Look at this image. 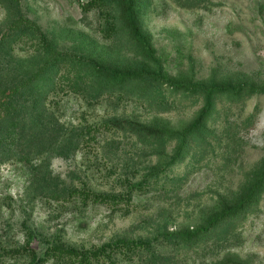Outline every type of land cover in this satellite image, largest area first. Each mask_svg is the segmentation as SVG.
<instances>
[{
    "label": "rangeland",
    "instance_id": "374dc122",
    "mask_svg": "<svg viewBox=\"0 0 264 264\" xmlns=\"http://www.w3.org/2000/svg\"><path fill=\"white\" fill-rule=\"evenodd\" d=\"M105 4L111 34L96 8L84 13L76 0H0V89L11 103L0 114V251L23 244L25 222L78 248L145 237L170 264H264V0ZM129 4L142 38L126 19ZM19 15L65 59L38 52L30 33L14 37ZM99 65L156 72L203 92L189 99L165 81L159 103L142 79L119 81ZM54 81L64 84L57 103ZM211 87L227 91L207 97ZM104 122L81 142L85 124ZM143 176L148 189L115 206L72 194L124 192ZM232 207L185 246L163 235L203 227ZM31 245L44 247L36 237ZM26 260L0 252V264Z\"/></svg>",
    "mask_w": 264,
    "mask_h": 264
},
{
    "label": "trees",
    "instance_id": "16d2710c",
    "mask_svg": "<svg viewBox=\"0 0 264 264\" xmlns=\"http://www.w3.org/2000/svg\"><path fill=\"white\" fill-rule=\"evenodd\" d=\"M80 9L87 13L91 9L96 8L99 15L106 22L105 32L111 34L115 30V21L113 15L106 7L105 0H76ZM126 19L134 30V33L142 38L137 24L135 22V15L131 8V4L126 9ZM16 32L12 34L14 37L22 38L25 34L30 33L31 38L37 39L35 41V49L38 52L46 51L48 56H59V59H65L66 52H59L51 47L48 43L45 34L40 30L39 26L31 19H28L22 15L18 16V19L13 24ZM13 28V29H14ZM19 34V36H18ZM2 50L8 51L7 48L1 47ZM67 59V58H66ZM56 61V59L54 58ZM76 71L78 65H75ZM99 68L107 71L112 75L116 80H128L132 78H140L145 82L146 93L154 101L159 103H166L167 100L164 99V94L161 91L163 82H167V86L170 88V91L180 90L184 93H187L189 99H196L199 94H202V87L199 85H192L184 83L182 81L167 80L164 79L160 74L153 72L149 73L144 70L138 71H122L118 69L109 68L104 65H99ZM73 67H67L66 71H71ZM75 71V72H76ZM61 78H67L66 74H59ZM71 87L76 86V81L74 79L66 81ZM64 84L60 81H54L51 86L53 90V101L54 103L58 102V99L54 98L57 93L56 90L61 88ZM164 88V87H163ZM226 92V89H216V87H211L206 89V96H211L214 92ZM239 89H236L238 91ZM202 91V92H201ZM112 93V92H111ZM238 94V92H237ZM10 94L2 93L0 89V114L3 110L8 107L10 109ZM193 102V101H192ZM100 126L108 127L106 122L101 124H85L83 129L79 132L81 136V142L87 144L91 139L96 138L97 131L100 130ZM148 176H143L141 179L132 181L129 184V188L120 193H106L100 191H94L87 187H81L72 191V194H76L82 204L91 203H105L112 204L113 206L117 205L120 202H129L131 199L133 190H147V185L149 181L147 180ZM235 207L229 208L219 215L213 217L209 223L203 227H198L196 229L187 230V231H171L170 233L163 234L166 239L174 244L176 247H182L192 242V240L197 236L199 232H205L212 224L213 221L224 217L226 213L232 214ZM25 239L23 244L20 246L12 248H3L1 253H8L10 255L23 254L27 256V260L22 264H47L50 261V264H122L125 261L128 264H134L135 256L138 254H146V260H141L142 264H170L171 257L162 254L156 249V245L151 238L137 237V238H116L111 241L104 242L98 246L90 248H78L72 245H68L58 239H50L41 235L34 228L27 225L23 222ZM38 238L40 241H43L44 247L38 251L34 246L31 245V242L34 238Z\"/></svg>",
    "mask_w": 264,
    "mask_h": 264
}]
</instances>
